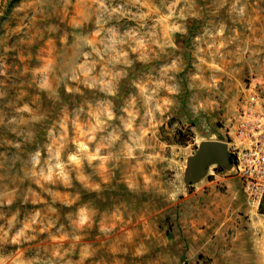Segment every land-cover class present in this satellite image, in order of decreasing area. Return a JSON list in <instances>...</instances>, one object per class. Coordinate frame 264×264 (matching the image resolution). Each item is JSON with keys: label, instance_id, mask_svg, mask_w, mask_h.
I'll return each instance as SVG.
<instances>
[{"label": "rangeland", "instance_id": "rangeland-1", "mask_svg": "<svg viewBox=\"0 0 264 264\" xmlns=\"http://www.w3.org/2000/svg\"><path fill=\"white\" fill-rule=\"evenodd\" d=\"M248 93L264 0H0V264H264V206L192 177Z\"/></svg>", "mask_w": 264, "mask_h": 264}, {"label": "built area", "instance_id": "built-area-1", "mask_svg": "<svg viewBox=\"0 0 264 264\" xmlns=\"http://www.w3.org/2000/svg\"><path fill=\"white\" fill-rule=\"evenodd\" d=\"M228 141V162L251 204L264 206V97L246 94Z\"/></svg>", "mask_w": 264, "mask_h": 264}, {"label": "water", "instance_id": "water-1", "mask_svg": "<svg viewBox=\"0 0 264 264\" xmlns=\"http://www.w3.org/2000/svg\"><path fill=\"white\" fill-rule=\"evenodd\" d=\"M209 162H216L224 167L229 166L224 142L209 140L198 146L197 152L193 156L192 177L201 175L206 164Z\"/></svg>", "mask_w": 264, "mask_h": 264}]
</instances>
